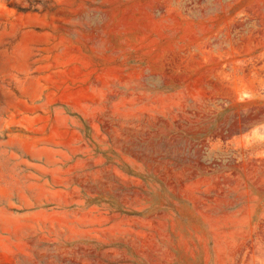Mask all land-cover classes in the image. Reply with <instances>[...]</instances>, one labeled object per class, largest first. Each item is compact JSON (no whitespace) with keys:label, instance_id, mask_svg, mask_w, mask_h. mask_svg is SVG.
Returning <instances> with one entry per match:
<instances>
[{"label":"rangeland","instance_id":"rangeland-1","mask_svg":"<svg viewBox=\"0 0 264 264\" xmlns=\"http://www.w3.org/2000/svg\"><path fill=\"white\" fill-rule=\"evenodd\" d=\"M0 264H264V0H0Z\"/></svg>","mask_w":264,"mask_h":264}]
</instances>
